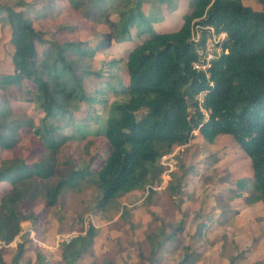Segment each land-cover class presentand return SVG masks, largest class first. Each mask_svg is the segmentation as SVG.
<instances>
[{
    "label": "trees",
    "instance_id": "obj_1",
    "mask_svg": "<svg viewBox=\"0 0 264 264\" xmlns=\"http://www.w3.org/2000/svg\"><path fill=\"white\" fill-rule=\"evenodd\" d=\"M104 1L96 2L102 5ZM156 1L175 8L174 0ZM257 1L262 5L260 12L242 0H192L181 28L160 33L145 11L149 0H119L120 5L113 6L114 17L99 16L106 18L111 32L100 37L94 53H105L113 42L133 41V30L138 41H133L134 47L124 60L113 58L97 69L83 61L85 56L75 41H46L26 9L30 4L23 0L12 7L0 4V25L9 24L12 29L14 67L13 74L0 83L4 97L0 102V148L15 152L0 166V186L10 184L9 190L0 194V244L14 242L22 232V223L39 224L41 216L25 200L19 184L33 193L41 191V186L56 175L62 146L72 139L63 130L84 106L95 117L96 107L107 104L108 90L119 96L98 129L109 144L108 154L96 171L87 166L72 172L79 180L89 177L99 189L98 210L158 182L163 173L162 158L176 147L188 145L196 131L209 144L221 136L229 137L247 155L253 172L245 203L264 205V0ZM198 32L201 38L197 43L193 39ZM222 34L224 38L215 45L220 53H215L206 71L196 69L199 49L205 48L208 38ZM37 45L46 47L40 53ZM107 68L127 75L128 84L120 92L110 88ZM11 101L34 104L42 113L39 125L33 119L21 120ZM25 127L43 148L20 147L19 135ZM83 127L77 131L90 133ZM70 179L60 178L49 186L48 207L56 206L63 190L71 188ZM237 184L246 189V180ZM168 187L170 196L178 193L177 186L171 183ZM124 214L125 210L121 218ZM152 216L157 220L155 213ZM167 226L159 227L160 242L156 231L146 236L152 250L148 257L138 252L139 264L196 263L198 256L189 246L185 251L175 246L184 231L183 222L170 232ZM94 230L89 223L84 234L59 244L61 264H77L82 255L94 254ZM25 250V243L18 244L9 263L0 252V264H24ZM40 250L35 247L36 264H45ZM176 253L178 260L168 261ZM243 255L232 257L229 264H238ZM255 264H264V260Z\"/></svg>",
    "mask_w": 264,
    "mask_h": 264
},
{
    "label": "rangeland",
    "instance_id": "obj_2",
    "mask_svg": "<svg viewBox=\"0 0 264 264\" xmlns=\"http://www.w3.org/2000/svg\"><path fill=\"white\" fill-rule=\"evenodd\" d=\"M18 1L0 0V4L12 7ZM23 1L30 4L26 9L34 27L44 33L46 41H75L85 56L83 61L93 69L113 58L124 60L134 47L133 41H138L133 30V41L130 43L113 42L105 53H94L100 37L111 32L105 20L115 16L113 6L118 7L119 0H105L102 5L97 0ZM149 1L145 11L157 31L178 29L182 24L181 16L192 3V0H174L175 8L172 9L156 0ZM245 2L252 5L254 0ZM76 4L82 7H76ZM38 13L42 16L38 17ZM101 13L106 18H99ZM11 32L9 24L0 25V83L14 72ZM214 39V36L207 39L211 40L208 42L211 50H204L207 60L214 59L215 53L221 51L216 49ZM37 47L41 53L46 46ZM105 75L109 76L107 82L114 92H120L128 84L127 75L122 71L117 73L116 68L105 69ZM203 96L200 95L199 99L202 100ZM105 99L107 104L104 107L98 105L94 110L95 117L87 113L85 106L74 114V121L63 130L72 139L64 143L58 154L56 175L41 186L39 193L28 191L23 184H19L23 197L41 216V220L37 225L22 223V232L14 242L0 244L4 259L9 263L18 244L25 243L21 263L36 264L35 247L38 246L45 257V264H61L57 254L59 244L84 234L88 224L92 223L96 236L94 254L92 257L82 255L77 264H139V251L147 257L151 253L152 243L146 239L150 232L156 231V240L160 242L161 224L168 225L166 230L170 232L171 228H177L183 222L184 231L176 239L175 246L182 251L189 246L190 251H195L198 256L195 264H229V260L241 252L244 255L238 264H255L264 260V205L248 206L245 203L244 198L252 188V165L247 155L229 137L221 136L214 144H209L196 131L195 138L188 145L176 147L172 154L162 158L163 173L158 182L117 199L103 211L97 209L99 189L89 177L79 180L72 172L87 166L96 171L108 154L109 144L98 129L106 121L112 104L119 100V96H113L108 90ZM2 101L4 97L0 88ZM10 104L21 120L27 122L33 119L39 125L42 113L34 104L14 101ZM77 127L87 128L90 133L84 135L77 131ZM25 128L19 135L20 147L42 145L37 136ZM60 139L62 136H59ZM14 153L0 148V166ZM69 176L71 188L63 190L56 206L48 207L46 195L49 186ZM242 179L246 180L244 190L237 186V181ZM171 183L178 187L175 196H170L168 186ZM9 188V183L0 186V194ZM238 194L242 197L236 198ZM152 213L156 214L157 220L154 221ZM178 258L176 253L168 257V261Z\"/></svg>",
    "mask_w": 264,
    "mask_h": 264
},
{
    "label": "built area",
    "instance_id": "obj_3",
    "mask_svg": "<svg viewBox=\"0 0 264 264\" xmlns=\"http://www.w3.org/2000/svg\"><path fill=\"white\" fill-rule=\"evenodd\" d=\"M215 37V36H214ZM224 37V34H222L221 36L218 37V40L216 41V37L214 39L215 43H218L222 38ZM201 36H200V33H196L195 37H194V41L195 42H199ZM211 41V40H209ZM209 41H206V44H205V48H200L199 49V54H200V60L195 64V68L198 69V70H203V71H206V69L208 68V66H210V61L212 60H207V55L204 53V50L205 49H208V50H211L208 45H209Z\"/></svg>",
    "mask_w": 264,
    "mask_h": 264
},
{
    "label": "crops",
    "instance_id": "obj_4",
    "mask_svg": "<svg viewBox=\"0 0 264 264\" xmlns=\"http://www.w3.org/2000/svg\"><path fill=\"white\" fill-rule=\"evenodd\" d=\"M243 1V3L245 4V5H248V6H251L255 11H258V12H260L261 10H262V5L257 1V0H254V3L252 4V5H250V4H247L246 2H245V0H242ZM188 11V10H187ZM186 11V12H187ZM185 12V13H186ZM184 13V14H185ZM184 14L181 16V19H182V24H183V16H184ZM182 24L179 26V28L178 29H176V30H173V31H157V32H174V31H177V30H179L180 28H181V26H182ZM125 43V42H124ZM130 43V42H129ZM59 256V255H58Z\"/></svg>",
    "mask_w": 264,
    "mask_h": 264
},
{
    "label": "water",
    "instance_id": "obj_5",
    "mask_svg": "<svg viewBox=\"0 0 264 264\" xmlns=\"http://www.w3.org/2000/svg\"><path fill=\"white\" fill-rule=\"evenodd\" d=\"M191 110H189V112H190Z\"/></svg>",
    "mask_w": 264,
    "mask_h": 264
}]
</instances>
